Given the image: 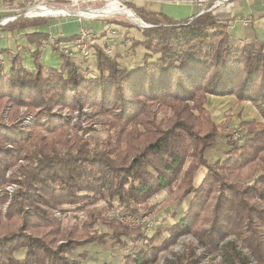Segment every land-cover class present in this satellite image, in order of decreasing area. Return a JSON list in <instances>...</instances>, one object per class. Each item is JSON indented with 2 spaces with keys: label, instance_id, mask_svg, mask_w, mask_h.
Instances as JSON below:
<instances>
[{
  "label": "trees",
  "instance_id": "trees-1",
  "mask_svg": "<svg viewBox=\"0 0 264 264\" xmlns=\"http://www.w3.org/2000/svg\"><path fill=\"white\" fill-rule=\"evenodd\" d=\"M129 5L151 26L141 29L129 15L113 14L132 22L105 21L109 29L92 42L90 65L96 72L87 76L85 62L59 48L76 37L49 48L61 60L58 69L46 70L41 61V41L50 32L26 35L34 47L33 70L26 68L20 51H0V207L7 204L4 212L0 209V264H83L87 254L80 255L81 261L69 254L91 244L127 248L121 264H151L161 249L185 234L213 254L234 235L255 260L233 241L222 247L227 264H264V42H234L228 32L234 19L230 13H196L178 22ZM48 21L21 14L0 25V32L20 34ZM119 28L142 35L129 37V55L140 47L146 51L135 68L121 65L119 53L105 51L109 31L120 35ZM211 96L251 103L263 120L243 121L244 141L228 138L227 158L213 164L205 153L218 143L221 127L207 108ZM22 108L27 111L21 116ZM66 108L80 118L86 115L88 124L71 125L69 118L52 114ZM166 113L171 116L165 122ZM101 116L106 119L97 121ZM95 124L109 132L102 142L88 137ZM20 161L24 164L13 175L19 189L9 201L5 176ZM199 167L207 173L195 185ZM163 191L170 194L165 206L191 198L161 246L155 242L162 231L149 237L108 219L114 209L123 216L145 215ZM99 201L106 208L81 226L64 227L57 216ZM96 224L110 232L92 230ZM198 263L199 258L187 255L170 264Z\"/></svg>",
  "mask_w": 264,
  "mask_h": 264
},
{
  "label": "rangeland",
  "instance_id": "rangeland-1",
  "mask_svg": "<svg viewBox=\"0 0 264 264\" xmlns=\"http://www.w3.org/2000/svg\"><path fill=\"white\" fill-rule=\"evenodd\" d=\"M122 3H125L126 5H128V7L131 9L129 3L131 2H126L125 0H119ZM104 2L98 4L99 8L104 7ZM22 6V0H2V2H0V13L2 14V16H10V15H15L16 10H13V8L15 7L16 9H20ZM9 9V10H8ZM11 9V10H10ZM133 10V9H132ZM134 11V10H133ZM0 14V16H1ZM137 15V14H136ZM103 18L100 19H96L95 21H97V23H100V21H105L102 20ZM257 19H259L257 17ZM111 20H122L124 22H129L130 21L126 20L125 17L123 16H116L114 19ZM63 21V19L57 21V23L60 25V22ZM93 21V22H95ZM144 21V20H143ZM54 23V21H48L47 25H43V26H35L32 28H28L22 32H20V34H24V35H31V34H35V33H44V34H48L49 32H47V30L49 29V26L51 25V23ZM87 22V21H86ZM126 24V23H125ZM134 24V23H131ZM135 25V24H134ZM148 25V24H147ZM137 26V25H136ZM151 26V25H149ZM135 32L133 33L136 38H139L140 35L137 34V29H133ZM50 31V29H49ZM54 32L56 30H53ZM51 32V31H50ZM129 34V33H127ZM122 34L118 35L116 38V42L122 39L121 37ZM125 37V36H124ZM18 41V40H17ZM27 42L29 43L28 39ZM27 42H25L27 44ZM42 43V41H41ZM30 44V43H29ZM25 46L24 43H22L23 47ZM27 47V46H25ZM24 48V47H23ZM26 50V49H25ZM23 50L21 52V57L23 60H26V68L33 70L34 67V63L32 61L31 58V53L27 51ZM92 58L94 59V57L92 56ZM41 61L43 66H45L46 70H51V69H58L60 67L61 64V60L59 57H57L55 54H53L52 50H50L49 48L44 50L42 52V56H41ZM86 68L90 69L89 73L92 72H96L95 66H91L89 64V62H87L86 64ZM85 75V74H84ZM87 76V75H85ZM209 109L212 111V105H208ZM1 110V109H0ZM27 110L22 108L20 109V114L21 116L23 114H25ZM73 111H71L70 109L66 108V109H55L52 111V114H62L63 117H67L69 118V123H71V125H74L76 123H80L81 127L84 128L85 124H88L86 122V115L84 117H79L77 115L78 112L75 113H71ZM84 114H89L91 113V110L89 109H84L82 111ZM231 112H233V121L234 122L232 124V128L230 129V132L228 133L229 135L236 129L238 132H236L235 136L229 137L227 135L224 136L225 139L230 138V140L234 143H242L244 141L245 138V127L242 125V122H238L237 119V115L239 113L238 109L235 110H231ZM231 112H226L223 115H228ZM72 114V116L70 115ZM214 115V119L216 120L217 123L222 124V128L225 127V125L223 123H226V120L223 117H219V115L217 114H213ZM164 116V115H163ZM171 115L169 113H166L164 116V121L166 122L167 119H169ZM80 120H78V119ZM27 119V118H26ZM97 121H102L104 119H106V116H101V117H97L96 118ZM168 123H165V127L167 126ZM94 131L91 132L89 136H93L95 137L96 140L102 142L104 141L107 137L109 132L104 131L103 128L101 127L100 124H95L93 126ZM96 130V131H95ZM242 132V138L240 140V134ZM238 140V141H237ZM24 164L22 161L19 162L18 165L14 166L12 169L8 170L5 176V180L7 181L6 187H3V190H5L6 192H8V197H9V201H11L12 199V195H14V193L19 189V185L14 183V179H13V175L16 174L18 176V170L20 168V165ZM207 173V170L204 167H199L196 177H195V185H199L203 178L205 177ZM12 182V183H10ZM170 194L167 191H164V193H162V195H160V197L156 198L154 197L152 199L151 205L153 207V210L147 212L145 215L139 217L141 218V220L143 221L142 224H139L137 226H129L127 224L122 223L124 226L128 227L131 230H140L143 231V233L146 236L152 237L157 231H162L163 235L162 237L157 240L155 242V245L157 247L161 246L164 243V240H166V238H168V234H167V230L176 222H178V220L184 216V212L186 211V209L189 207V202H190V198L187 199L184 204L179 205L178 203H174L172 205L169 206H165V202L168 200ZM7 208V204L3 207H0V209L4 212ZM106 208V203L104 201H99L97 204H95L92 207L86 208L84 210H77V209H67V211H65L64 213H61L59 215H57L58 217L61 218L62 224L63 226H68V225H77V226H81L84 222H91V216L93 214H97L99 212H102L103 209ZM109 214L108 219H112V220H117L114 217V214H120L117 212V210H112L110 212H108ZM148 217V218H146ZM152 219V223L150 222ZM92 230L96 229L101 233H109L110 231L108 229H106L105 227L96 224L94 225L92 228ZM235 241L237 243L238 248L240 247V252L244 255V256H248L250 259L255 260V256L249 251L248 248H245L242 243L237 240V238L234 235H228V237H226L224 240H222V242L219 243V248H220V252L217 254H213V253H206L205 249L202 248L196 237H194V235H181L178 238H176V240L171 243V245L166 246L165 248L161 249L156 256V260L151 264H170L171 262L173 263H178L179 260H183L186 258L187 255H189L190 257L197 259L199 258V263L198 264H227L225 262V252L222 251V247L229 243V242H233ZM59 245H61V241H57V243L54 245V248L58 247ZM140 247L142 248L143 246L140 245ZM139 247V248H140ZM127 251V248L121 249L119 247H116L113 250L110 249H104L101 248L97 245L91 244V245H87L85 247H81L78 249V251L74 252V253H70L69 256L75 260H79L81 261L82 259H80V255L85 253L87 254L88 258L85 261H81L83 262V264H105V263H110V264H121L123 262L122 259V255ZM21 253H23V251H20ZM222 252V253H221Z\"/></svg>",
  "mask_w": 264,
  "mask_h": 264
},
{
  "label": "crops",
  "instance_id": "crops-1",
  "mask_svg": "<svg viewBox=\"0 0 264 264\" xmlns=\"http://www.w3.org/2000/svg\"><path fill=\"white\" fill-rule=\"evenodd\" d=\"M2 2V0H0ZM137 7H143L148 9L151 12L163 13L167 17L175 20V21H183L187 19H191L197 13V9L190 5L185 0H136L132 2ZM9 10V9H8ZM11 10V9H10ZM13 10H17L15 7ZM230 13L233 16V22L231 23L228 32L231 36V39L236 42H250L253 39H257L264 42V0H231L226 3L224 7L219 9L216 13ZM1 14V13H0ZM2 16V14H1ZM238 17L251 18L252 23L249 26H244L242 22L238 21ZM257 17L259 19H257ZM55 23H51V26H54ZM89 26L92 28L96 36L98 38L109 28L108 24L104 21H100V23L95 22H83L77 19H67L60 22V33L62 34V38H73L78 35V32L81 27ZM49 29L47 32H50ZM121 28H119V31ZM122 39L114 42L112 45V50L114 54L119 53L122 58L120 59L121 65L128 68H135L137 63L142 61V58L145 54V49L140 47L136 50L134 55H129L128 47H130L129 37L134 36V30H122ZM137 32V31H136ZM129 33V34H127ZM138 39H141V33ZM125 36V37H124ZM127 36V37H126ZM18 40V41H17ZM100 41V40H99ZM27 37L24 34H11L0 32V51L5 52H17V51H27L31 53L34 50L33 44H27ZM22 43L25 46H22ZM100 43H102L100 41ZM108 44V42H107ZM2 58L7 59V53H4ZM212 105V111L208 108V105ZM207 108L210 111L213 120V114L219 115V117H223L226 120L224 128H222V124L217 123L221 127V134L218 139V143L209 148L205 153V159L213 164L217 161H222L227 158V153L230 150V147L227 145V137L229 135L230 129L232 128L233 121V112L231 110L238 109L239 113L237 115L238 122L241 121H257L262 122V117L258 110L251 103H242L238 104L237 99L235 97H209V101L207 103ZM226 112H231L228 115H223ZM228 132V133H227ZM163 192H161L156 198L160 197Z\"/></svg>",
  "mask_w": 264,
  "mask_h": 264
},
{
  "label": "built area",
  "instance_id": "built-area-1",
  "mask_svg": "<svg viewBox=\"0 0 264 264\" xmlns=\"http://www.w3.org/2000/svg\"><path fill=\"white\" fill-rule=\"evenodd\" d=\"M126 2H134L136 0H125ZM190 5L197 9V15L201 16L205 13H215L219 9L225 6L226 3L231 0H185ZM105 3L104 7L99 8L98 4ZM111 3H117L122 9L132 11L135 19L138 20L135 25L141 29L149 28L141 18H139L136 13L128 7L125 3L120 2L119 0H22V6L20 9L16 10V14L13 16L6 17L0 21V25H5L10 21H13L20 17L22 14L27 18H47L50 21H54L55 25L51 26V32L48 34L47 38L41 43V49L46 50L57 43L58 40L63 39L62 34L60 33V25L57 21L63 19H77L83 22H93L96 19L103 18L102 20L109 21L114 19L116 15L106 16L104 14L96 15L93 17L90 14H99L98 12L109 6ZM130 21L129 19L125 18ZM104 21V22H105ZM238 21L242 22L244 26H249L252 23L251 18L238 17ZM132 22V21H130ZM133 23V22H132ZM109 29V28H108ZM53 30H56L55 32ZM118 33L114 30H110L107 35L108 45L105 48L107 54L112 53V44L115 42ZM96 38V34L89 26H83L80 28L78 35L73 41L70 42H60L59 48L64 55L73 58L77 57L83 62L82 71L83 74H90V69L86 68L87 62L91 64L92 56L94 54V48L92 45L93 40ZM127 43L129 41L126 40ZM4 64V63H2ZM92 66V65H91ZM238 132L236 129L231 133L233 138ZM242 138V132L238 140ZM237 140V141H238ZM114 217L120 222L127 224L129 226H137L142 224L143 221L139 217L131 215H120L114 214ZM148 218V217H146ZM152 223V219L150 221Z\"/></svg>",
  "mask_w": 264,
  "mask_h": 264
},
{
  "label": "bare ground",
  "instance_id": "bare-ground-1",
  "mask_svg": "<svg viewBox=\"0 0 264 264\" xmlns=\"http://www.w3.org/2000/svg\"><path fill=\"white\" fill-rule=\"evenodd\" d=\"M99 14H90L93 17H96V15L104 14L106 16H111L113 14H123V15H129L131 20L133 19L136 23L139 22L135 19V16L133 15L132 11L124 10L122 9L117 3H111L109 6L104 8L103 10L98 12Z\"/></svg>",
  "mask_w": 264,
  "mask_h": 264
}]
</instances>
